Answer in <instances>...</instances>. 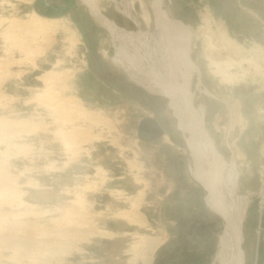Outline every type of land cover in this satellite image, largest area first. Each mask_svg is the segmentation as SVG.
<instances>
[{"label": "rangeland", "instance_id": "374dc122", "mask_svg": "<svg viewBox=\"0 0 264 264\" xmlns=\"http://www.w3.org/2000/svg\"><path fill=\"white\" fill-rule=\"evenodd\" d=\"M121 1L105 0L97 10L106 23L83 0H0V233L15 225L19 235L38 239L33 258L1 242L0 264H146L149 258V264H221L226 222L219 202L228 194L238 213L232 236H239L233 251L239 264H264V83L248 78L220 85L197 40L189 58L198 73L176 82L186 86L189 120L200 119L215 157L199 163L164 79L162 90L150 88L138 69L117 62V35L151 31L139 0L132 14ZM161 1L191 29L209 14L243 52L264 57V0ZM34 12L51 19L49 41L42 42L44 34L30 39L25 28L8 29L9 20L30 22ZM46 72L68 76L58 97H72L103 123L82 117L76 128L63 123L68 112L42 102ZM23 119L17 130L12 121ZM78 129L81 139L70 135ZM220 165L229 179L222 191L216 183V201L207 178ZM97 228L101 235L88 231Z\"/></svg>", "mask_w": 264, "mask_h": 264}, {"label": "bare ground", "instance_id": "6f19581e", "mask_svg": "<svg viewBox=\"0 0 264 264\" xmlns=\"http://www.w3.org/2000/svg\"><path fill=\"white\" fill-rule=\"evenodd\" d=\"M83 2H85V4L89 7V9H92V12L97 19L99 20L103 19L102 21L107 23L104 16L102 17V15H100L97 11V10L100 11L101 8L105 7V0H83ZM135 2H136L135 0H125V1L118 2L117 5L118 6L120 5V7L123 6L124 10H126L129 14H132V10L134 12V9H135ZM162 3L163 2L161 0H154L151 3L150 2L147 3L143 0H139L140 18L142 22L151 31L142 32L141 34L139 33L137 35H133L132 33H125L124 35L120 33L119 36L117 35L116 37L119 39L120 46L122 48V49L120 48L121 54H122L121 58L118 59L119 61L117 62H120V63L123 62L125 64L127 63L128 65L132 66L134 70L138 69L140 71L139 76L140 77L142 76L143 77L142 79L144 80L146 79L145 82L146 84H148L147 86H149L150 88L162 90L161 88V84H162V85H165L169 89L165 91L166 94L171 95L173 97V101L175 100L176 103L178 102L180 103L179 104L180 106L176 108V111L178 115L182 117L181 119L183 120H181L180 118L179 119L181 121H184L185 123L182 122L183 125L186 124L185 126L191 130V133H192L191 142H192L193 149L195 151L197 160L199 161V163H201L200 160L205 159L207 160L206 163L209 162L211 164L214 162L213 159H215V157L213 156L212 152L209 149V144L207 143L208 141L205 140L202 122L200 121V119L198 118L195 119L194 117L193 118L195 120L193 119L194 120L193 122L189 120L188 116H189V113L191 112L189 106H191V104L189 100L185 103V99H184V96H186L185 90L187 88L185 89L184 87L186 86H183L182 83H179L177 85L176 79H179L181 77L183 78L186 76L191 77V74H193L194 72L198 73L199 67H197L193 63V61H191V59L189 58V55L194 50V47L197 44V40L200 38L203 41V47H202L203 52L202 53L204 57L208 59V65H207L208 70L210 71L212 75L219 78L220 85L221 84L229 85V84H233L238 81H241V80H246L248 78H250L251 80L259 79L264 83V57L261 55L259 56V54H252V53L246 54L245 51L243 52L242 47L239 46V44L238 45L235 44L230 38L225 36L224 34L226 33H224L223 30L221 31L220 29L214 28L212 16H210L209 14L208 15L205 14L203 18L202 26H200L197 29H191L185 24H182L180 21H177L176 19H174L172 17V10L170 6L165 5V7H163ZM30 16H31L30 22H22L16 19L9 20L8 29L10 30L11 27H17L18 29L25 28L28 32V35L31 36L30 39L32 40L37 39L38 41H39L38 39L39 35L44 34L41 40L42 42H45L51 36V35H48L47 34L48 31L45 30V28H48L49 25H52L51 19L49 20L45 17H41L35 12ZM153 24H155V28H153ZM30 39L23 41V44L27 45L26 42ZM146 68H149L152 75H150V73L147 71ZM130 72L132 73L133 71H130ZM46 73L47 74L40 76V78H42L44 82L46 81L47 83H49L47 84L48 86L46 85V89L44 91L46 96L43 93L45 98L44 100L42 99V102L44 103L45 101V104H44L45 106L47 105V103H48V107L49 105H51V107H53L55 111H58V112L62 111L61 113H64V111H66V113L68 112L69 116L67 115L68 118L65 116L67 119L63 120V123L65 124L70 123L73 126V125H76L75 121H77V119H80L81 117L84 118L85 120L86 119L90 120V122L96 121L95 124H99L100 122H102V121H98L100 119V117L99 119H97L98 116H96V120H95L96 114L93 110L89 111L87 108L85 107L83 108V106L81 107V105L77 101L73 100L72 97L67 98V99H64V97L62 98L58 97L59 94L62 93L63 88L64 87L66 88L64 83L62 84L61 82L66 80L68 76L65 78L66 75H60V73L59 74L53 73V72H46ZM133 74L134 73H132V75ZM136 74L138 76V73ZM148 74L149 76H152V77L150 78ZM160 77H161V80L164 79L161 84H159L161 82ZM155 78H156V81H155ZM172 88L176 89V93H173L174 89ZM200 111L201 110L195 111V113L197 114L196 117L200 116L199 115L201 114ZM66 113H64V115ZM61 119L63 118L61 117ZM12 123H15V125L13 126L16 127L17 130L19 126H21L19 127V130H20V128L22 129V127H25L26 125L24 119L22 122L20 120L19 121L17 120V122L12 121ZM183 125H182V128L185 127V126L183 127ZM81 129H78L77 131L78 137L76 136L77 134L76 131H75L76 133L75 132L74 133L69 132V133L70 135H73L72 137L81 139L79 137L80 133H82L80 131H83ZM60 132L62 133V131ZM12 134L13 133H11V136ZM67 135H69L68 132H67ZM63 136H65V134ZM225 169L226 167L225 168L221 167V169L217 173L213 171V174L215 173V176L213 177L209 176L207 178L208 183H210V185L212 186V189L215 190V193H213L214 195H212V198L215 199L216 201L217 199L221 198L220 195L217 194V192L221 194V191H222L220 189V187H222L221 185L225 187L228 186L227 179H229V175H227V172ZM218 179H220L219 180L220 182L218 181ZM216 183L220 185L219 189L221 191L217 189ZM228 198H229V194H228L227 199ZM227 199L224 198L223 200L224 202L218 200L220 201L219 204L223 206L224 208V209L222 208L223 213H224L223 219L226 222L225 224L226 228L224 229L225 230L224 238H222V241H221L222 248L220 249L223 251L222 252L223 254L221 257L220 256L218 257V260L221 262V264H239L240 257L238 256L237 251L233 252L234 249H236L235 247L238 246L237 241H238L239 236L238 237L235 236L234 238L232 236L233 231L236 232L235 230L237 229V228L235 229L232 222H234L237 219L235 218V216H237L238 213L235 214V212H233V209L231 208L228 202L229 199L228 200ZM117 215L127 217L132 214H129V211L127 212L120 211L117 213ZM130 220L139 221L141 219L138 217L137 219H133L132 217H130ZM19 227L15 225H10L9 227H7L5 234H8V235L4 236V234L0 233V243L2 242L3 244L7 246L15 248L17 251H21V252L24 251L27 254L32 255L30 251L36 248L34 246L38 244L37 242L38 239H36L35 241L33 240L34 238L32 239L29 236V238L32 239L30 240L27 237V235H23V236L19 235L18 230H17ZM88 231L92 233L93 235L95 234L101 235L102 233V230L98 228L94 230L89 229ZM79 233H81V230L79 231ZM66 234H68L67 236H65L66 239L67 240L70 239L69 238L71 237L70 231H66ZM43 241H44V238H43ZM44 242L50 243L51 240L46 241L45 239ZM156 244H157V240H153L152 246ZM41 248L42 247L37 248L36 250L39 251ZM43 248L47 251L51 250V248L49 247L43 246ZM231 255L234 257H232ZM30 257L33 258V255ZM148 262H151L150 258ZM148 262H146V264Z\"/></svg>", "mask_w": 264, "mask_h": 264}, {"label": "flooded vegetation", "instance_id": "af4514ba", "mask_svg": "<svg viewBox=\"0 0 264 264\" xmlns=\"http://www.w3.org/2000/svg\"><path fill=\"white\" fill-rule=\"evenodd\" d=\"M155 131H156V132H160V130H158V129H157V130L155 129Z\"/></svg>", "mask_w": 264, "mask_h": 264}]
</instances>
